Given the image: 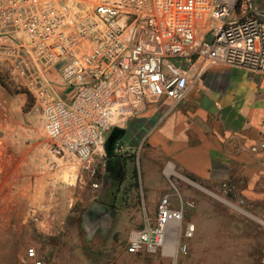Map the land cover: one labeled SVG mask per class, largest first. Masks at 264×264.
I'll list each match as a JSON object with an SVG mask.
<instances>
[{"label": "built area", "instance_id": "obj_1", "mask_svg": "<svg viewBox=\"0 0 264 264\" xmlns=\"http://www.w3.org/2000/svg\"><path fill=\"white\" fill-rule=\"evenodd\" d=\"M198 60L264 73V0H0V65L34 94L50 152L82 165L148 104L182 102ZM221 189L237 192L230 181ZM185 204L163 196L127 252L165 251L178 237L187 254L197 227ZM27 254L46 264L34 247Z\"/></svg>", "mask_w": 264, "mask_h": 264}, {"label": "rangeland", "instance_id": "obj_2", "mask_svg": "<svg viewBox=\"0 0 264 264\" xmlns=\"http://www.w3.org/2000/svg\"><path fill=\"white\" fill-rule=\"evenodd\" d=\"M11 71L0 65V264H34L31 247L46 264H264V194L248 197L237 185L234 196L221 185L207 191L189 177L172 179V200L195 203L185 204V222L197 227L189 252L128 253L157 203L138 176L145 144L127 138L133 118L119 127L123 153L98 150L88 165L56 157L34 94ZM155 188L161 194L162 184Z\"/></svg>", "mask_w": 264, "mask_h": 264}, {"label": "crops", "instance_id": "obj_3", "mask_svg": "<svg viewBox=\"0 0 264 264\" xmlns=\"http://www.w3.org/2000/svg\"><path fill=\"white\" fill-rule=\"evenodd\" d=\"M193 71L197 80L182 102L162 99L131 118L127 138L146 139L136 159L147 199L157 202L152 215L163 196L172 200L173 177H189L207 191L230 181L248 197L264 194V150L251 151L264 143V73L203 60ZM157 183L163 187L158 195Z\"/></svg>", "mask_w": 264, "mask_h": 264}, {"label": "water", "instance_id": "obj_4", "mask_svg": "<svg viewBox=\"0 0 264 264\" xmlns=\"http://www.w3.org/2000/svg\"><path fill=\"white\" fill-rule=\"evenodd\" d=\"M123 135V129L119 127H114L111 133L108 135L106 144H105V150L108 155H111L116 142L122 137Z\"/></svg>", "mask_w": 264, "mask_h": 264}, {"label": "bare ground", "instance_id": "obj_5", "mask_svg": "<svg viewBox=\"0 0 264 264\" xmlns=\"http://www.w3.org/2000/svg\"><path fill=\"white\" fill-rule=\"evenodd\" d=\"M177 252H178V237H176V239L171 244H169L165 249L166 255L176 256Z\"/></svg>", "mask_w": 264, "mask_h": 264}, {"label": "trees", "instance_id": "obj_6", "mask_svg": "<svg viewBox=\"0 0 264 264\" xmlns=\"http://www.w3.org/2000/svg\"><path fill=\"white\" fill-rule=\"evenodd\" d=\"M27 94V96H28V100H30V99H33V97H32V95L30 94V93H26ZM116 145V144H115ZM107 154V153H106ZM115 154V151L113 150V152H112V154L111 155H108L107 154V156L108 157H111V156H113Z\"/></svg>", "mask_w": 264, "mask_h": 264}]
</instances>
